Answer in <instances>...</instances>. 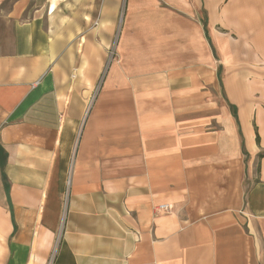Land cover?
I'll return each instance as SVG.
<instances>
[{
  "label": "crops",
  "instance_id": "0c3cea01",
  "mask_svg": "<svg viewBox=\"0 0 264 264\" xmlns=\"http://www.w3.org/2000/svg\"><path fill=\"white\" fill-rule=\"evenodd\" d=\"M121 1L0 0V264H264V0Z\"/></svg>",
  "mask_w": 264,
  "mask_h": 264
},
{
  "label": "rangeland",
  "instance_id": "374dc122",
  "mask_svg": "<svg viewBox=\"0 0 264 264\" xmlns=\"http://www.w3.org/2000/svg\"><path fill=\"white\" fill-rule=\"evenodd\" d=\"M125 0L121 1V12L124 9ZM224 0H221V4H223ZM220 4V6H221ZM122 18V17H121ZM264 26V22L261 23ZM215 30L217 33L221 35V39L224 41L222 43L227 47V51L224 44L216 45L215 56H216V82H215V102L216 104H224L225 103V94L232 95H240L243 94V84L242 86L239 84L243 82V76H247L249 79H252V87L256 88V83L264 80V52H261L262 42L264 43V31L263 30H255L250 31L246 38H243V42L236 31H233L229 27H227L223 21H216ZM117 36L114 38L112 47L113 54L116 48ZM229 42V45L227 44ZM243 44V45H242ZM264 45V44H263ZM224 47V48H223ZM113 56V55H112ZM116 56V51H115ZM112 58V57H111ZM236 81V84H227L229 80ZM224 83H226V90H224ZM264 84V83H263ZM259 89H264V85H257ZM98 88V87H97ZM96 90V87L94 88ZM202 89V86H201ZM200 89V90H201ZM94 90V91H95ZM260 91L259 95H262V91ZM258 91V93H259ZM201 94H203V90H201ZM94 98V94L92 93L89 97L88 106L92 104V99ZM262 99V98H261ZM264 106V103H262ZM203 107H208L201 100L200 109L203 110ZM217 108V107H216ZM246 219V218H245Z\"/></svg>",
  "mask_w": 264,
  "mask_h": 264
},
{
  "label": "built area",
  "instance_id": "2783aa9c",
  "mask_svg": "<svg viewBox=\"0 0 264 264\" xmlns=\"http://www.w3.org/2000/svg\"><path fill=\"white\" fill-rule=\"evenodd\" d=\"M112 55H113V52L110 51V55H109V57H110V58L113 57ZM68 185H69V181H67V187H68ZM66 200H67V198H66V195H65V197H64V199H63V204H64V206H65ZM171 209H172V205H169V204H163V205H159V206H157V207L155 208V211H156V213H164V212H168V211H170ZM55 248H56V244H55ZM55 248L53 249L52 253L50 254V256H49V260H48V263H47V264H50V263H51L52 258H53V255H54V252H55Z\"/></svg>",
  "mask_w": 264,
  "mask_h": 264
}]
</instances>
